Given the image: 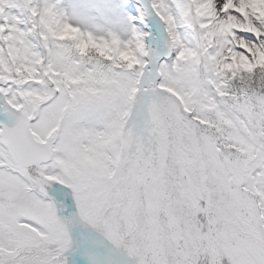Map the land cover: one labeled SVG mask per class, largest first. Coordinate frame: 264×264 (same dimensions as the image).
<instances>
[{
    "label": "snow or ice",
    "instance_id": "6c2138e0",
    "mask_svg": "<svg viewBox=\"0 0 264 264\" xmlns=\"http://www.w3.org/2000/svg\"><path fill=\"white\" fill-rule=\"evenodd\" d=\"M0 264H264V0H0Z\"/></svg>",
    "mask_w": 264,
    "mask_h": 264
}]
</instances>
